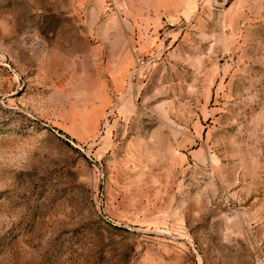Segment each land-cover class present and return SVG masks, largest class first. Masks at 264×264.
<instances>
[{"label": "rangeland", "instance_id": "rangeland-1", "mask_svg": "<svg viewBox=\"0 0 264 264\" xmlns=\"http://www.w3.org/2000/svg\"><path fill=\"white\" fill-rule=\"evenodd\" d=\"M0 264H264V0H0Z\"/></svg>", "mask_w": 264, "mask_h": 264}]
</instances>
